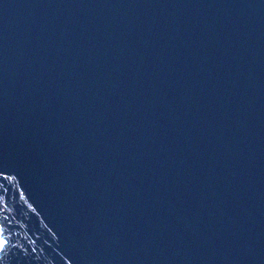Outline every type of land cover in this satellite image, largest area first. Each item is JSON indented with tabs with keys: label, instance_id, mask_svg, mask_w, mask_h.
Wrapping results in <instances>:
<instances>
[{
	"label": "water",
	"instance_id": "water-1",
	"mask_svg": "<svg viewBox=\"0 0 264 264\" xmlns=\"http://www.w3.org/2000/svg\"><path fill=\"white\" fill-rule=\"evenodd\" d=\"M0 264H264V0H0Z\"/></svg>",
	"mask_w": 264,
	"mask_h": 264
}]
</instances>
